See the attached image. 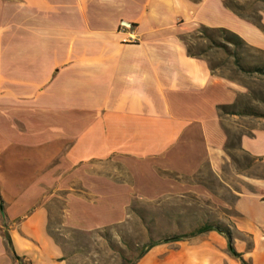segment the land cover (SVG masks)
<instances>
[{"label":"crops","instance_id":"crops-1","mask_svg":"<svg viewBox=\"0 0 264 264\" xmlns=\"http://www.w3.org/2000/svg\"><path fill=\"white\" fill-rule=\"evenodd\" d=\"M225 2L0 0V264H66L48 231L58 199L62 225L91 232L133 220L134 197L206 195L160 172L192 176L206 164L219 177L229 128L264 163V117L221 113L242 87L181 39L226 29L264 53V9L254 20ZM243 179L232 215L217 218L239 258L219 231L194 234L209 221L199 212L174 223L195 225L188 237L156 243L134 264H264V177Z\"/></svg>","mask_w":264,"mask_h":264},{"label":"rangeland","instance_id":"rangeland-1","mask_svg":"<svg viewBox=\"0 0 264 264\" xmlns=\"http://www.w3.org/2000/svg\"><path fill=\"white\" fill-rule=\"evenodd\" d=\"M225 3L240 15L254 20L257 18V11L264 9V3L258 0H226ZM199 28L181 36L187 54L204 59L213 73L233 79L242 87L243 92L238 95L235 108H251L264 114V74L246 73L236 65L238 60L242 65L264 67V53L246 46L236 48L227 43L225 35L219 32L209 33L212 38L210 40L198 31ZM250 117L251 120L262 118ZM227 131L228 161L224 163L219 177L206 164L192 176L160 172L163 176L168 175L185 183L200 185L205 189L206 195L188 193L183 197L160 198L150 203L134 197L131 207L128 208V214L133 220L117 230L115 226H109L91 232L64 227V202L58 199L51 208L48 231L62 247L65 263L130 264L149 242L168 234H184L196 227H178L174 224L176 220L183 221L199 212L207 214L212 221L232 215L235 191L241 187L246 176L264 177V163L254 161L239 150V129L229 128ZM106 167L109 171L116 170L114 174L117 179H127L119 163H111Z\"/></svg>","mask_w":264,"mask_h":264},{"label":"trees","instance_id":"trees-1","mask_svg":"<svg viewBox=\"0 0 264 264\" xmlns=\"http://www.w3.org/2000/svg\"><path fill=\"white\" fill-rule=\"evenodd\" d=\"M227 7H229L231 9V7L229 5L226 4ZM238 14V12H236ZM199 32H201V34H203L206 38L208 39H212L211 35H209V33H214V32H219L223 35H225V40L227 43L232 44L234 47H240V46H245L243 40L238 37L236 34L226 30V29H212V28H207V27H200ZM189 56L195 57L192 54H188ZM236 65L239 67V69L243 72L246 73H254V72H258L261 74H264V67L263 66H251V65H242L240 64V62L238 60H236ZM211 70V69H210ZM220 110L221 113L224 114H229V115H248V116H256V117H264V114H261L260 112H257L254 109L251 108H243V109H238L235 108V106L233 107H229V106H219L218 108ZM206 220V219H205ZM178 221V220H177ZM176 225L178 227H180L181 225L179 224V222H176ZM215 229L217 231H219L220 233L224 234L229 242V246H228V250L229 252L235 256L236 258H239V255L234 251V249L232 248L230 239H231V231L230 229L222 222H219L218 220L216 221H212L209 219L208 222H206L202 228L196 230L194 232V234L197 233H201L204 231H208V230H212ZM149 230V228H148ZM188 237L187 235L184 234H168L165 235L163 238L156 240V241H151L148 244H146L143 249L140 251V253L138 254V256L136 257V259L130 263V264H134L142 255H144V253L154 244L159 243V242H171V241H177L179 239ZM5 240L7 241V243H9V238L7 235H4Z\"/></svg>","mask_w":264,"mask_h":264},{"label":"built area","instance_id":"built-area-1","mask_svg":"<svg viewBox=\"0 0 264 264\" xmlns=\"http://www.w3.org/2000/svg\"><path fill=\"white\" fill-rule=\"evenodd\" d=\"M119 30L129 31V39L136 40V37L132 33V30H133L132 24L122 22L119 26Z\"/></svg>","mask_w":264,"mask_h":264}]
</instances>
